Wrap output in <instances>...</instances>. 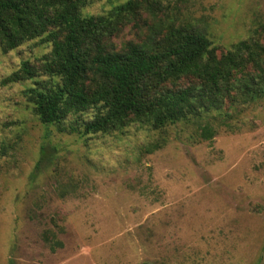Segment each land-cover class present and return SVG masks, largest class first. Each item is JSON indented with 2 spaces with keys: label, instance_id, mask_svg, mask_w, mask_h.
Listing matches in <instances>:
<instances>
[{
  "label": "rangeland",
  "instance_id": "obj_1",
  "mask_svg": "<svg viewBox=\"0 0 264 264\" xmlns=\"http://www.w3.org/2000/svg\"><path fill=\"white\" fill-rule=\"evenodd\" d=\"M173 6L209 31L218 52L262 35L264 0ZM141 34L126 26L113 41ZM50 47L35 38L0 51V264H264V97L228 100L224 116L204 117L199 124L216 130L207 140L184 123L59 131L32 113L23 94L31 79L1 84Z\"/></svg>",
  "mask_w": 264,
  "mask_h": 264
},
{
  "label": "trees",
  "instance_id": "obj_2",
  "mask_svg": "<svg viewBox=\"0 0 264 264\" xmlns=\"http://www.w3.org/2000/svg\"><path fill=\"white\" fill-rule=\"evenodd\" d=\"M94 1L0 0L1 52L35 38L50 43L39 63L22 60L1 79L32 80L23 94L41 123L82 136L184 123L207 140L216 130L199 124L204 117L224 116L228 100L264 97V24L260 37L218 52L209 31L170 0H112L84 14ZM126 26L142 34L118 45L113 37Z\"/></svg>",
  "mask_w": 264,
  "mask_h": 264
}]
</instances>
